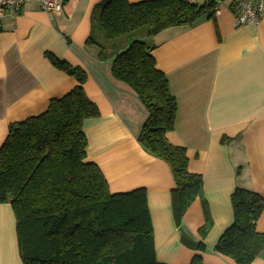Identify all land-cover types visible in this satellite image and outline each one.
<instances>
[{
  "label": "crops",
  "instance_id": "1",
  "mask_svg": "<svg viewBox=\"0 0 264 264\" xmlns=\"http://www.w3.org/2000/svg\"><path fill=\"white\" fill-rule=\"evenodd\" d=\"M102 2L67 0L59 16L32 2L18 16L2 19L0 150L10 125L42 115L53 99L79 85L54 66L46 56L50 53L86 73L84 89L100 110L98 118L84 123L86 162L100 168L112 194L146 190L158 262L191 264L200 256L204 264H236L214 250L233 224L236 188L264 198V17L258 24L238 26L235 8L225 0L214 17L147 39L177 103L168 140L187 150L189 170L202 177L210 212L208 218L197 199L179 224L172 169L139 143L148 111L129 86L113 77L112 59L101 60L99 47L88 44L97 30L94 9ZM207 220L212 225L202 236ZM256 229L264 233V210ZM0 264H23L9 203L0 204ZM252 264H264V251Z\"/></svg>",
  "mask_w": 264,
  "mask_h": 264
},
{
  "label": "trees",
  "instance_id": "2",
  "mask_svg": "<svg viewBox=\"0 0 264 264\" xmlns=\"http://www.w3.org/2000/svg\"><path fill=\"white\" fill-rule=\"evenodd\" d=\"M216 6L215 0L137 4L105 0L94 9L93 16L108 41L141 29H146L149 39L168 28L212 18ZM134 38L122 48L114 46L110 54L93 36L88 44L99 47L101 60L112 59L113 77L129 86L148 111L139 143L172 169L176 222L181 223L197 199L202 200L209 218L202 177L190 172L187 150L168 140L177 115L168 79L157 68L152 47ZM46 56L54 66L75 77L79 85L63 98L53 99L42 115L10 125L0 150V204H11L15 213L23 264H162L157 259L146 190L112 194L100 168L86 162L84 123L100 116L84 89L86 73L50 53ZM231 201L233 224L214 251L236 264H252L264 251V233L256 229L264 198L236 188ZM207 221L200 231L202 236L211 228ZM196 246L205 251L200 243ZM191 264L204 263L196 256Z\"/></svg>",
  "mask_w": 264,
  "mask_h": 264
},
{
  "label": "built area",
  "instance_id": "3",
  "mask_svg": "<svg viewBox=\"0 0 264 264\" xmlns=\"http://www.w3.org/2000/svg\"><path fill=\"white\" fill-rule=\"evenodd\" d=\"M67 0H0V31L2 28V19L6 15L18 16L23 7L29 3L37 2L42 10L50 15L59 16L64 11V5ZM190 3L198 0H185ZM214 1V0H201ZM217 6L215 14L220 12V6L225 0H215ZM236 11L235 24L244 26L248 24H258L264 17V0H229Z\"/></svg>",
  "mask_w": 264,
  "mask_h": 264
},
{
  "label": "rangeland",
  "instance_id": "4",
  "mask_svg": "<svg viewBox=\"0 0 264 264\" xmlns=\"http://www.w3.org/2000/svg\"><path fill=\"white\" fill-rule=\"evenodd\" d=\"M105 1V0H104ZM95 8L98 9V7L96 6ZM100 9V8H99ZM145 32H146V29H141L139 30L138 32L134 33V34H131L133 36V38L135 37L136 39L138 40H144L147 42V39L145 37ZM131 35H128V36H125V37H122L118 40H115V41H108L103 32L101 30H99V28H97L96 32H95V35H94V38L96 40L97 43H99V45H102L105 50L109 53L112 51L113 47L115 46L116 48L118 47L119 48H122L126 45L127 43V40L129 38H132ZM134 38V39H135ZM129 41V40H128Z\"/></svg>",
  "mask_w": 264,
  "mask_h": 264
}]
</instances>
